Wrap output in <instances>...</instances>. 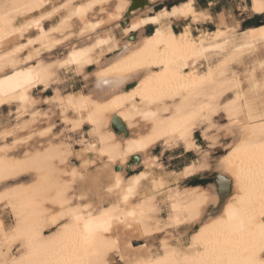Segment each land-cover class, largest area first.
<instances>
[{
    "label": "bare ground",
    "instance_id": "bare-ground-1",
    "mask_svg": "<svg viewBox=\"0 0 264 264\" xmlns=\"http://www.w3.org/2000/svg\"><path fill=\"white\" fill-rule=\"evenodd\" d=\"M50 1L0 0V115L14 108L17 122L0 133V209L13 218H0V264H264V21L242 29L195 0L155 12L166 0ZM250 5L264 19V0ZM70 68L92 71L87 93L65 97L58 78ZM37 89L52 91L44 101L71 133L92 130L81 166L36 108ZM205 126L210 148L228 139L216 163L203 152L186 172L162 174L158 146L200 152ZM212 167L219 181L175 184Z\"/></svg>",
    "mask_w": 264,
    "mask_h": 264
},
{
    "label": "rangeland",
    "instance_id": "rangeland-1",
    "mask_svg": "<svg viewBox=\"0 0 264 264\" xmlns=\"http://www.w3.org/2000/svg\"><path fill=\"white\" fill-rule=\"evenodd\" d=\"M64 0H51L50 3L47 6L50 5H59L63 2ZM186 0H166L165 2L162 3H155L153 4L152 8H153V12L155 11H159L162 8H171L175 5H178L179 3L185 2ZM251 3V0H249ZM56 2V3H55ZM201 4V2H199ZM157 4V5H156ZM235 0H229L228 1V6L232 9V12L228 13V17H233L234 19H236L237 21H239L240 23L242 22L241 26L242 29H246V28H256L257 25H259V23H262L264 21L263 17L260 16H255L251 13H240L238 12V9H233L235 7ZM221 17V16H220ZM220 17L216 16L215 19H219ZM241 21H240V20ZM49 22H46V25H50ZM185 25L184 22H180L177 23L174 26L175 31L180 32L182 27ZM123 27H121L122 29ZM215 28V25H209L207 26V29L209 30H213ZM153 28L152 27H148L146 29V34H151ZM123 42H125L126 39H124V37H120ZM53 52V53H52ZM49 54V55H48ZM64 54V50L62 51V47L60 49H54L53 51H51L50 53H46L42 52V56L45 59V61H49V59L51 60H55V59H60ZM53 55V56H51ZM50 56V57H48ZM47 59V60H46ZM92 71L89 72L88 77L85 79L83 76H79L73 69H68L67 71L60 73L58 80L61 84V89L63 94L65 95V97H69L72 95V93H77V92H82V93H87L86 89L89 86V80L92 76ZM87 80V81H86ZM132 84H130L128 87H131ZM52 95V91H49L48 93H42L41 89H37L35 90V98L38 101L36 108H38L41 112H46L49 113L51 115V117H54V121L56 129H55V133L54 135L56 136V139H60L64 142H68V144L70 146H72V150L74 153L73 158H71V163L77 166H81L80 163L82 162V160L84 159V154H85V144L88 141L92 140L93 137V133L92 130L90 128H86L84 131H82L80 134L79 133H71L70 129L67 130V128L65 127V125L61 124L60 118L58 117V112L57 109L50 106L49 104H46L44 99L48 96ZM50 108V109H49ZM55 109V110H54ZM49 111V112H48ZM56 111V112H55ZM12 113V114H11ZM54 114V115H53ZM53 115V116H52ZM56 115V116H55ZM216 122H214L213 127H222L224 126V124L226 123V121H224L223 118H217ZM16 120H15V113H14V108L10 109V108H5L4 111L1 112L0 115V133L1 131L6 127L8 131L11 130V128L13 129L14 126L16 125ZM11 124V127H10ZM217 124V125H216ZM216 125V126H215ZM207 126H205V128H202L201 130H198L195 136L197 145L200 148V152H197L196 155H194V160L189 164H198L201 161V157L203 156V154L205 152H208V161L212 164V166L214 165V163H216V161L219 159V157L223 154L224 150L226 149V145L228 143V139L225 136H222L219 141L220 144L216 145L214 148H210V145L204 140L203 136V130H206ZM12 131V130H11ZM202 131V132H201ZM215 131L214 128H212L211 130H209V132L211 134H213ZM92 133V134H91ZM64 134V135H63ZM16 136V137H15ZM54 136V137H55ZM63 136V137H62ZM18 137V134L10 137L7 141L9 144H11L13 142L14 139H16ZM59 137V138H58ZM83 137V138H82ZM225 137V138H223ZM87 138V139H86ZM87 140V141H86ZM0 139V145L4 144V142ZM11 142V143H10ZM21 147V146H19ZM23 147V146H22ZM220 147V148H219ZM180 149V150H179ZM176 150H173L172 152L166 149H162L161 146H158V148L156 149V151L154 152V155L160 157V162L163 166V171L162 174L164 175H170V174H176V173H180V172H186L187 171V167L189 165L184 166L181 169V164L177 161H175V157L177 155H179L181 152H183L184 150L179 148ZM214 149V150H213ZM17 150H23V148H18ZM204 152V153H203ZM199 154V155H198ZM91 159L95 160V165L91 167V171H97L100 169V167L102 166L101 162H97L96 159L93 157ZM196 162V163H195ZM181 169V170H179ZM145 169L143 167H138L136 168V170H133L130 173H127V177H130L131 175L135 174V173H140L142 171H144ZM188 174V176H187ZM186 176H184V179L181 180L180 182H176L175 184L180 186V187H186V186H192V184L200 182L201 184L199 186H207L209 184H211L215 177L217 176V173L215 171V169L212 167L211 170L209 172H205V173H187ZM191 174V175H189ZM185 180V181H184ZM173 184V185H175ZM197 186V185H196ZM165 200V196L164 194L160 197V203L161 206H163V216L162 218H165V215L168 214V209L165 208L164 206V201ZM163 202V203H162ZM2 213V214H1ZM0 218L5 222V224L7 225V227H10L13 224V218L12 215L10 214L9 210L7 209V207H1L0 209ZM186 231V233H185ZM178 234H176V237H180L183 238V240H185V243L187 242L188 239V234L189 231L186 230V228L182 227L181 230L179 229V232H177ZM163 237V235H160V237L155 240L152 241L151 246L152 249L154 251H157L159 249L160 246V240ZM160 239V240H159ZM156 243V244H155ZM154 247V248H153ZM18 248L14 251V254H19L20 251ZM114 262L116 264H121L118 260L117 257L114 258Z\"/></svg>",
    "mask_w": 264,
    "mask_h": 264
},
{
    "label": "crops",
    "instance_id": "crops-1",
    "mask_svg": "<svg viewBox=\"0 0 264 264\" xmlns=\"http://www.w3.org/2000/svg\"><path fill=\"white\" fill-rule=\"evenodd\" d=\"M228 1L229 0H195V6L197 10L208 11L213 17L221 16L220 18H222L225 22H228V13L232 12V9L228 6ZM199 2H201V4ZM235 2L236 4L233 9H238V12L242 13L244 7L246 6L248 11L243 13H251L249 10L251 6L249 0H235ZM194 155H196V153H187L183 151L175 157V161L181 164L182 169L184 166L190 164L194 160Z\"/></svg>",
    "mask_w": 264,
    "mask_h": 264
},
{
    "label": "water",
    "instance_id": "water-1",
    "mask_svg": "<svg viewBox=\"0 0 264 264\" xmlns=\"http://www.w3.org/2000/svg\"><path fill=\"white\" fill-rule=\"evenodd\" d=\"M135 1H141V0H135ZM261 23H259V25H260ZM150 27H152V26H150ZM152 28H154V27H152ZM112 127H113V129L115 130V132L117 133V134H120V133H123V132H125L126 133V130H125V128H124V126L118 121V119H115L114 121H113V124H112ZM134 162H132V164H133ZM128 173H130V172H128ZM216 179L219 181V177H215V179H214V182L216 181Z\"/></svg>",
    "mask_w": 264,
    "mask_h": 264
},
{
    "label": "trees",
    "instance_id": "trees-1",
    "mask_svg": "<svg viewBox=\"0 0 264 264\" xmlns=\"http://www.w3.org/2000/svg\"><path fill=\"white\" fill-rule=\"evenodd\" d=\"M200 184H201L200 182H197V183L192 184V186H196V185H200Z\"/></svg>",
    "mask_w": 264,
    "mask_h": 264
},
{
    "label": "snow or ice",
    "instance_id": "snow-or-ice-1",
    "mask_svg": "<svg viewBox=\"0 0 264 264\" xmlns=\"http://www.w3.org/2000/svg\"><path fill=\"white\" fill-rule=\"evenodd\" d=\"M209 191H211V189Z\"/></svg>",
    "mask_w": 264,
    "mask_h": 264
}]
</instances>
